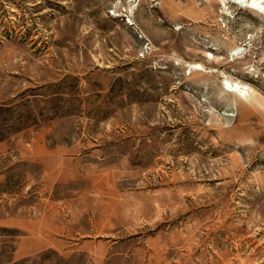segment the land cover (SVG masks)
Segmentation results:
<instances>
[{"label":"rangeland","instance_id":"374dc122","mask_svg":"<svg viewBox=\"0 0 264 264\" xmlns=\"http://www.w3.org/2000/svg\"><path fill=\"white\" fill-rule=\"evenodd\" d=\"M249 1L0 0V264H264Z\"/></svg>","mask_w":264,"mask_h":264},{"label":"bare ground","instance_id":"6f19581e","mask_svg":"<svg viewBox=\"0 0 264 264\" xmlns=\"http://www.w3.org/2000/svg\"><path fill=\"white\" fill-rule=\"evenodd\" d=\"M246 1V0H245ZM247 1H249V0H247ZM262 1V0H261ZM250 2V1H249ZM252 3H250V6L253 8H256V9H258V10H260V11H263L264 12V8L263 7H261V6H258L257 4H255L254 3V0H252L251 1ZM243 3V2H242ZM264 3V2H263ZM243 4H245V3H243ZM228 85V84H227ZM230 85V84H229ZM231 86V85H230ZM236 86V85H235Z\"/></svg>","mask_w":264,"mask_h":264},{"label":"trees","instance_id":"16d2710c","mask_svg":"<svg viewBox=\"0 0 264 264\" xmlns=\"http://www.w3.org/2000/svg\"><path fill=\"white\" fill-rule=\"evenodd\" d=\"M20 120L21 119H19V121H17L18 123H13L14 125H12L13 127V130H18L19 128H21L20 126H18V125H15V124H19V122H20ZM0 132H2V131H0ZM5 137V135H3V133H0V140H2L3 138Z\"/></svg>","mask_w":264,"mask_h":264}]
</instances>
